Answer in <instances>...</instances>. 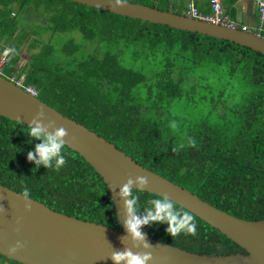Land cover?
<instances>
[{
  "label": "trees",
  "instance_id": "obj_1",
  "mask_svg": "<svg viewBox=\"0 0 264 264\" xmlns=\"http://www.w3.org/2000/svg\"><path fill=\"white\" fill-rule=\"evenodd\" d=\"M141 3L172 10L155 1ZM7 45L15 53L4 73L25 74V85L35 86L40 99L213 205L244 219L264 218L261 52L71 0H0V54ZM126 56L138 67L126 66ZM179 106L182 112L173 113ZM205 107L204 116L185 115L188 108ZM27 133V124L0 115V182L21 193L26 186L30 197L58 211L120 229L96 170L66 145L67 163L59 171L34 169L27 153L41 141L29 143ZM133 193L139 195L138 215L163 198L146 190ZM190 213L194 236L172 238L162 223L143 229L198 253H246ZM1 258L8 259L0 255V264Z\"/></svg>",
  "mask_w": 264,
  "mask_h": 264
},
{
  "label": "water",
  "instance_id": "obj_2",
  "mask_svg": "<svg viewBox=\"0 0 264 264\" xmlns=\"http://www.w3.org/2000/svg\"><path fill=\"white\" fill-rule=\"evenodd\" d=\"M71 1L229 40L264 55L263 34L231 23L208 21L185 12L160 9L131 0H127V5L123 7L113 6L114 0ZM40 106L45 110L44 122L50 119L55 121L56 127L63 126L69 133L64 138L66 146L78 152L103 178L120 229L58 211L32 197H29L31 211H26L21 192L0 182V255L23 264H113L110 259L112 251L127 247L134 253L151 252L153 259L148 264H264V218L244 219L213 205L188 188L145 167L103 135L0 74V115L27 124ZM137 176L147 177L146 191L168 196L231 238L246 253H198L160 241L144 229L147 241L153 246L149 249L133 247L134 241L126 236L123 223L126 216L124 199L131 197L122 199L119 191L129 177L135 180ZM133 189H138L135 184ZM16 241L25 246L16 253H9L8 248Z\"/></svg>",
  "mask_w": 264,
  "mask_h": 264
},
{
  "label": "clouds",
  "instance_id": "obj_3",
  "mask_svg": "<svg viewBox=\"0 0 264 264\" xmlns=\"http://www.w3.org/2000/svg\"><path fill=\"white\" fill-rule=\"evenodd\" d=\"M127 5V0H114L113 6L123 7ZM15 53V49H6L5 55ZM45 121V110L40 106L32 117L28 125L29 143L32 140H39L40 143L35 144L33 150L28 151L27 160L33 162L38 169L43 166L45 169L55 168L59 171L66 165V157L63 154L65 145V137L69 135L67 130L63 127H56L54 120ZM49 129H52L49 131ZM73 139H75L73 137ZM136 185L140 192L145 190L144 186L148 184V179L145 176H137L135 180L131 177L121 186L119 196L124 199V206L126 216L123 221L127 235L134 241L133 247H143L149 249L151 245L147 239L146 234L142 231L144 226H150L153 223L166 224V232L175 238L181 233L186 235H196L197 224L195 217L183 208L178 209L175 202L166 195L162 199H153L151 201L152 207L146 208L145 215H138L139 195H134L133 185ZM23 197L24 208L26 211H31L32 204L30 202V190L25 186L20 194ZM19 231V229H17ZM123 242V240H122ZM25 245L21 241H16L15 245L8 248L9 253H16ZM110 259L113 264H148L153 259L151 252H136L134 253L130 248L125 247L123 250H113Z\"/></svg>",
  "mask_w": 264,
  "mask_h": 264
},
{
  "label": "crops",
  "instance_id": "obj_4",
  "mask_svg": "<svg viewBox=\"0 0 264 264\" xmlns=\"http://www.w3.org/2000/svg\"><path fill=\"white\" fill-rule=\"evenodd\" d=\"M157 4L169 5L173 11L189 12L193 4L202 13H211L212 8L206 0H154ZM224 17L239 26L264 34V23L259 20V12L254 0H222Z\"/></svg>",
  "mask_w": 264,
  "mask_h": 264
},
{
  "label": "built area",
  "instance_id": "obj_5",
  "mask_svg": "<svg viewBox=\"0 0 264 264\" xmlns=\"http://www.w3.org/2000/svg\"><path fill=\"white\" fill-rule=\"evenodd\" d=\"M206 1L209 2V4L211 5V8H212L211 13L209 14L202 13L195 6H193V4H190L189 12L187 13L194 17L205 19L208 21H213V22H218V23L227 22V23H231L232 25H237L235 22H232L231 20L224 17V8H223L222 0H206ZM254 1L257 5V9L259 12V20L261 23H264V0H254ZM242 28L244 30L249 29L247 26H243ZM6 49H11V46L7 45L3 53L0 54V74L4 76H6V74L4 73V67L7 64L9 57H10V54L5 55ZM18 73L19 72L17 71L16 74H14L13 76H9V77L6 76V77L14 81L19 86L26 89L31 94L37 96L38 94L37 88L33 85H25L24 80H25L26 75L25 74L19 75Z\"/></svg>",
  "mask_w": 264,
  "mask_h": 264
},
{
  "label": "rangeland",
  "instance_id": "obj_6",
  "mask_svg": "<svg viewBox=\"0 0 264 264\" xmlns=\"http://www.w3.org/2000/svg\"><path fill=\"white\" fill-rule=\"evenodd\" d=\"M131 1H135V2H147V1H149V2H151V3H153L154 2V0H131ZM70 34L71 33H64V34H60L62 37H63V35H64V38H68V37H70ZM72 35V34H71ZM73 35H75V38L78 40V41H83L84 39H83V37H82V35L80 34V33H78V32H75ZM24 55V59H26V57H27V54L26 53H24L23 54ZM126 66H128V67H133V68H137L138 67V62L137 61H135V60H133L132 58H130V57H128V56H126V58L122 61ZM186 112H185V115L186 114H188V116L189 117H192V115L193 114H196L198 117H200V116H204L205 115V113L207 112V108L205 107L203 110H199V109H197L195 112H193L190 108H188L187 110H185ZM182 112V108H181V106H179L176 110H174L173 109V113H181ZM2 259V258H1ZM4 259V260H3ZM2 260H3V262L1 263V264H9V259H5V258H3ZM13 264V263H12Z\"/></svg>",
  "mask_w": 264,
  "mask_h": 264
}]
</instances>
